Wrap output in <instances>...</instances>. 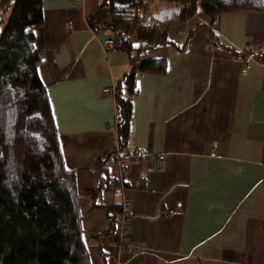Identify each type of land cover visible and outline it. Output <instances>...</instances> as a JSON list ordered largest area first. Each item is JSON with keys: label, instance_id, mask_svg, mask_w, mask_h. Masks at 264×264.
Segmentation results:
<instances>
[{"label": "crops", "instance_id": "obj_1", "mask_svg": "<svg viewBox=\"0 0 264 264\" xmlns=\"http://www.w3.org/2000/svg\"><path fill=\"white\" fill-rule=\"evenodd\" d=\"M99 3L42 0L34 30L91 264H264V12H199L170 27L182 50L145 54L165 57L166 71L136 74L128 147L143 155L112 170L132 201L125 237L142 243L133 253L123 223L106 234L107 205L120 198L94 193V160L117 146L114 89L131 67L126 52L106 47L112 32L89 26Z\"/></svg>", "mask_w": 264, "mask_h": 264}, {"label": "trees", "instance_id": "obj_2", "mask_svg": "<svg viewBox=\"0 0 264 264\" xmlns=\"http://www.w3.org/2000/svg\"><path fill=\"white\" fill-rule=\"evenodd\" d=\"M233 11L264 12V0H100L88 15L91 29L112 32L114 47L131 62L114 89L117 146L94 160L95 195L125 186L113 168L126 169L143 155L128 147L136 74L166 71L165 57L145 54L166 44L183 49L168 37L173 24L199 12L214 18ZM43 22L42 0L0 1V264H91L76 170L66 165L47 86L39 74L34 30ZM211 34L218 41L214 30ZM223 46L235 55L245 54ZM121 161L128 164L120 166ZM107 208L110 234L120 203Z\"/></svg>", "mask_w": 264, "mask_h": 264}, {"label": "built area", "instance_id": "obj_3", "mask_svg": "<svg viewBox=\"0 0 264 264\" xmlns=\"http://www.w3.org/2000/svg\"><path fill=\"white\" fill-rule=\"evenodd\" d=\"M114 44L115 42L113 38H108L105 41L106 47H109V48L114 47ZM104 91H109V89L105 88ZM151 158L153 160L159 159V158H156L155 156H152ZM126 164H128L126 161H121L119 165L123 166ZM124 189H125V186H119V187H116L112 192L114 197L120 198V208L119 210H116L113 213L118 218V221L123 223V226H124L123 236L121 240L122 245L125 246L127 249L131 250L133 253H136L142 248V243L132 238L125 237V236H128L129 228H130V217H131L130 210L132 207V201L124 195ZM123 238H126V239L123 240Z\"/></svg>", "mask_w": 264, "mask_h": 264}]
</instances>
